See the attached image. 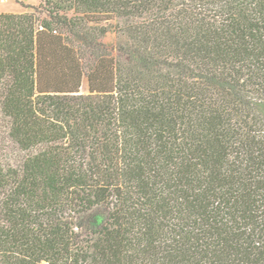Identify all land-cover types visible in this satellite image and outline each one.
<instances>
[{
    "label": "trees",
    "instance_id": "1",
    "mask_svg": "<svg viewBox=\"0 0 264 264\" xmlns=\"http://www.w3.org/2000/svg\"><path fill=\"white\" fill-rule=\"evenodd\" d=\"M27 7L0 12V264H264V0Z\"/></svg>",
    "mask_w": 264,
    "mask_h": 264
},
{
    "label": "rangeland",
    "instance_id": "2",
    "mask_svg": "<svg viewBox=\"0 0 264 264\" xmlns=\"http://www.w3.org/2000/svg\"><path fill=\"white\" fill-rule=\"evenodd\" d=\"M41 1L42 0H0V11H15V12L28 11V10H32L31 7H27L28 4L39 5ZM106 40L115 41L116 34L115 33L108 34ZM81 90L83 93L89 92L87 80L84 81Z\"/></svg>",
    "mask_w": 264,
    "mask_h": 264
},
{
    "label": "crops",
    "instance_id": "3",
    "mask_svg": "<svg viewBox=\"0 0 264 264\" xmlns=\"http://www.w3.org/2000/svg\"><path fill=\"white\" fill-rule=\"evenodd\" d=\"M0 12H2V11H0Z\"/></svg>",
    "mask_w": 264,
    "mask_h": 264
}]
</instances>
